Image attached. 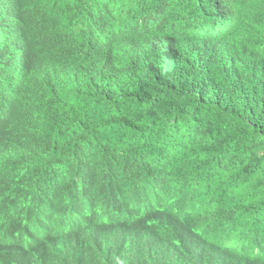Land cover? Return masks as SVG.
<instances>
[{
    "label": "trees",
    "instance_id": "obj_1",
    "mask_svg": "<svg viewBox=\"0 0 264 264\" xmlns=\"http://www.w3.org/2000/svg\"><path fill=\"white\" fill-rule=\"evenodd\" d=\"M72 171L136 209L79 225ZM54 196L82 227L0 264H264V0H0L2 216Z\"/></svg>",
    "mask_w": 264,
    "mask_h": 264
},
{
    "label": "clouds",
    "instance_id": "obj_2",
    "mask_svg": "<svg viewBox=\"0 0 264 264\" xmlns=\"http://www.w3.org/2000/svg\"><path fill=\"white\" fill-rule=\"evenodd\" d=\"M10 175H13L14 172L17 174H21L26 177V180L15 182L22 189L28 184L30 189L39 190L42 185H40L39 179L36 176H32L28 174L24 164H20L17 162L15 165L9 168L7 171ZM73 172V177L71 178V186L73 188H80L81 191L86 194L90 192V200L92 204L89 207H86L78 219V223L80 225L81 222H86L83 226L88 224H97L100 220V216L96 215L98 213L96 209V203L100 202L103 204H107L108 207L116 211H121L122 214L127 212V210L136 209V205L138 204L133 197L127 198L126 194H124L120 188L111 187L105 188L101 181L89 180L84 174H77V172ZM69 172H63L61 178L66 179L67 184L69 182ZM12 178V177H11ZM75 178L81 179L82 181L78 184H75ZM39 183H37V182ZM102 188H101V185ZM76 190V189H75ZM76 191H73V193ZM54 196L48 198V203L41 204L36 207L34 212L36 216L32 217V213L29 212L26 216L23 213L28 210L25 206H21L18 208V218L16 221L8 220L2 216L3 204L0 203V236L6 244L10 246L12 249H19L20 252H25L26 246H29V242H37L43 237H55V236H66L70 233H73L77 229H74V221L77 219L78 212L71 211L67 214L70 209V205H68V199L66 197L54 200ZM112 202H118L120 206L116 204H112ZM179 210L178 215L182 217L186 221L191 212L192 203L187 200L185 202H179ZM106 205V206H107ZM89 210V212H87ZM172 207L168 209V212L171 214H176L173 212ZM89 219V221H86ZM39 221L42 223L40 224ZM33 234H31V231ZM52 234V235H50ZM28 244L25 246L24 244ZM25 246V247H24Z\"/></svg>",
    "mask_w": 264,
    "mask_h": 264
}]
</instances>
